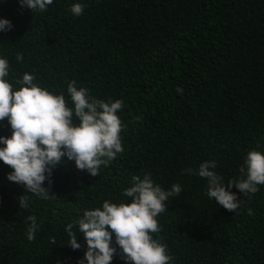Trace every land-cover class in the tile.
<instances>
[{
    "label": "trees",
    "instance_id": "1",
    "mask_svg": "<svg viewBox=\"0 0 264 264\" xmlns=\"http://www.w3.org/2000/svg\"><path fill=\"white\" fill-rule=\"evenodd\" d=\"M0 17L14 25L0 33L11 78L34 74L66 99L72 81L97 99H122L126 125L124 152L99 175L62 158L44 184L49 199L8 181L13 170L0 161V264H79L86 242L73 250L66 226L124 199L144 173L165 190L182 187L153 234L175 264H264V186L247 196L233 187L241 205L228 211L207 197L205 179L186 172L214 161L227 185L249 151H264V0H54L43 13L6 0ZM11 131L0 124V136ZM28 216L40 225L31 241ZM112 264H125L119 249Z\"/></svg>",
    "mask_w": 264,
    "mask_h": 264
},
{
    "label": "clouds",
    "instance_id": "2",
    "mask_svg": "<svg viewBox=\"0 0 264 264\" xmlns=\"http://www.w3.org/2000/svg\"><path fill=\"white\" fill-rule=\"evenodd\" d=\"M5 2L0 0V6ZM18 2L22 8L43 13L54 0ZM84 7L83 2L74 3L70 11L80 16ZM13 29L9 19L0 17V33ZM16 59L22 63L24 58L17 53ZM10 72L9 60L0 56V124L6 120L12 130L10 137L0 136V161L13 170L7 175L8 181L23 185L25 193L49 199L50 191L44 184L52 183L53 169L62 158L74 161L77 169L95 177L102 166L107 167L124 152L121 133L126 125L118 115L124 107L122 99H97L76 81L68 84L66 99L63 93L41 86L34 74L26 72L22 78H11ZM176 91L183 94L182 88ZM216 167L214 161H206L186 172L205 179L207 197L228 211H237L241 205L231 191L233 187L247 196L264 186V151H249L240 167V178L227 181V185ZM181 192L178 183L165 190L151 173H144L143 178L134 176L122 192L124 199L105 200L100 207L84 210L74 224L66 226L68 246L79 250L82 245L78 238L85 240L87 247L79 264H112L118 249L125 264H175L167 245L153 234L160 231L157 217L168 210L166 202ZM19 206L28 208L26 194L19 197ZM27 220L31 222V241L40 225L35 216Z\"/></svg>",
    "mask_w": 264,
    "mask_h": 264
}]
</instances>
